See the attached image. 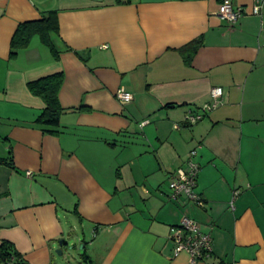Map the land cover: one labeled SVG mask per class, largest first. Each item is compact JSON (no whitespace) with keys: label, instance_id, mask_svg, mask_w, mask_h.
Returning a JSON list of instances; mask_svg holds the SVG:
<instances>
[{"label":"crops","instance_id":"crops-1","mask_svg":"<svg viewBox=\"0 0 264 264\" xmlns=\"http://www.w3.org/2000/svg\"><path fill=\"white\" fill-rule=\"evenodd\" d=\"M223 1L0 0V245L12 244L10 264H58L70 245L85 264H193L171 237L185 216L212 238L195 264H264V0L261 15L255 0H231L244 10L234 25L218 15ZM51 11L57 55L39 34L13 54L19 24ZM56 73L63 111L49 133L28 85ZM214 87L217 107L187 124ZM119 89L133 100L122 104ZM194 150L201 204L168 188Z\"/></svg>","mask_w":264,"mask_h":264},{"label":"built area","instance_id":"built-area-1","mask_svg":"<svg viewBox=\"0 0 264 264\" xmlns=\"http://www.w3.org/2000/svg\"><path fill=\"white\" fill-rule=\"evenodd\" d=\"M262 1L255 0L252 13L261 15ZM244 14L241 7H235L231 0H224L220 6L218 15L221 20H225L230 25H234ZM117 98L122 104H127L133 100L130 92L123 89L117 91ZM210 95L212 101L205 103L200 112H188L185 116L187 124H195L200 121L206 113L215 109L223 95L221 87L211 89ZM148 121H144L141 125H145ZM196 151L191 152L187 168H180L172 174L168 188L172 199H177L181 195H185L190 201L201 204L199 194L196 192L197 178L200 170L199 164L195 161ZM171 237L177 243L179 250L189 253L191 262L195 264L198 260L204 258L212 252V238L209 234H205L200 230L199 224L189 218L183 217L179 223L178 229L175 230Z\"/></svg>","mask_w":264,"mask_h":264},{"label":"trees","instance_id":"trees-1","mask_svg":"<svg viewBox=\"0 0 264 264\" xmlns=\"http://www.w3.org/2000/svg\"><path fill=\"white\" fill-rule=\"evenodd\" d=\"M55 12L51 11L43 15L39 20L27 21L19 24L12 41V53L19 48L27 47L31 38L35 34H39L44 43L57 55L56 48L52 41V34L58 32ZM194 43L196 44L195 47ZM183 48L185 51V59L189 61L193 52H196L201 42L197 41ZM63 82V74L56 73L37 81L29 83V89L35 95L42 97L45 103V108L37 122L42 124L49 133H58L59 117L63 108L59 102V90ZM4 159H0V163H5ZM13 246L8 241L1 242L0 245V263H11L17 256L16 253H11ZM12 254V256H11Z\"/></svg>","mask_w":264,"mask_h":264},{"label":"rangeland","instance_id":"rangeland-1","mask_svg":"<svg viewBox=\"0 0 264 264\" xmlns=\"http://www.w3.org/2000/svg\"><path fill=\"white\" fill-rule=\"evenodd\" d=\"M82 245L77 246V251L83 252L84 250L81 248ZM72 245L68 246L67 248H64L59 254L57 252V255H55V258L58 262V264H85L82 260H79V258L75 255V250L71 249Z\"/></svg>","mask_w":264,"mask_h":264}]
</instances>
